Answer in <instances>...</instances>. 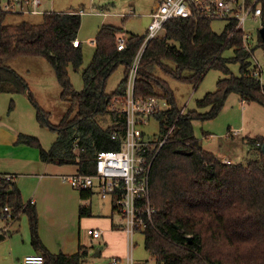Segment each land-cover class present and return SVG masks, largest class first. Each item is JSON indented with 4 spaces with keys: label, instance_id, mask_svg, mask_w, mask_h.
<instances>
[{
    "label": "trees",
    "instance_id": "16d2710c",
    "mask_svg": "<svg viewBox=\"0 0 264 264\" xmlns=\"http://www.w3.org/2000/svg\"><path fill=\"white\" fill-rule=\"evenodd\" d=\"M5 15L0 13V92L27 90L23 78L7 65L9 60L39 56L53 66L61 86L60 96L69 105L55 126H51L42 110L41 116L37 115L39 124L47 123L57 134L49 150L35 136L21 134L17 142L38 149L44 162L73 164L79 172L93 174L96 153L120 147V141L110 135L114 127L121 130L122 121L110 107L115 96L122 97L126 92L130 66L144 36L130 34L126 47L118 50L121 27L102 25L92 60L81 73L83 86L76 90L67 68L77 70L82 63L81 46L72 44L81 16L71 11H51L44 12L39 24L26 21L2 24ZM210 22L168 20L164 24L165 35L148 42L137 67L135 94L163 95L171 104L168 111L155 116L163 136L173 127L152 163L149 198L156 212L153 225L143 232L144 247L156 264H264V137L252 141L259 155L243 165L224 162L202 149L193 133V121L216 115L230 92H236L241 101L253 100L264 105V84L254 75L255 68L249 61L252 52L242 48L238 32L228 39L229 29L219 34ZM257 35L264 47V40ZM229 45L236 47L231 59L222 56L224 47ZM166 61H172L174 68L168 67ZM230 62H238L239 75L230 71ZM119 65L125 68L123 78L107 93L106 82ZM211 67L221 70L226 77L219 79L214 91L197 100L199 109H209L179 114L171 91L155 75V69L196 86ZM182 70H189L192 77H183ZM5 82L10 87L3 88ZM108 114L115 123L103 127L101 118ZM74 140L78 148L73 147ZM91 195V190L80 191L83 200H89ZM4 207L10 208L12 217L20 212L27 215L32 244L42 253L44 264L81 263L86 250L65 254L51 253L45 248L37 234L34 206L23 203L14 181L0 178V210ZM90 215V205H80L79 216Z\"/></svg>",
    "mask_w": 264,
    "mask_h": 264
},
{
    "label": "rangeland",
    "instance_id": "374dc122",
    "mask_svg": "<svg viewBox=\"0 0 264 264\" xmlns=\"http://www.w3.org/2000/svg\"><path fill=\"white\" fill-rule=\"evenodd\" d=\"M0 1L4 2L5 0ZM157 5L158 0H42L37 12L8 13L1 23L16 24L26 21L39 24L43 21L44 12L85 10V13L81 15L80 28L77 33V38L81 42L82 63L77 70H74L72 66L67 68L72 86L74 89L80 90L83 86L81 73L92 60L95 50L92 42L95 41L101 26L105 24L113 25L121 27V33H125L126 36L134 34L145 37L151 19V12L155 10ZM210 23L211 28L219 34L226 25V22L223 21H212ZM245 28L253 32L255 36V40L251 42L252 54L249 61L254 68H257V66L258 69L260 68V80L264 84V47L260 46L258 35H256L260 28V22L248 20ZM164 35L165 30L163 29L157 33L159 37ZM224 48L222 56L231 59L234 56V48L236 47L229 45ZM166 64L170 68L175 66L172 61H166ZM7 65L23 78L27 90L23 93L0 92V117L9 120L11 123L19 124L25 134L37 137L42 147L49 150L57 139V134L51 129V126L59 124L69 108L68 102L62 100L60 96L61 86L57 80L55 70L44 57L39 56H20L9 60ZM228 66L234 75L240 74L238 62H230ZM124 70V66L119 65L112 72L106 82L107 93H111L118 86L123 78ZM181 73L185 78L192 77L189 70H182ZM155 75L166 83L177 108L202 112L209 108L199 109L196 103L197 100L203 98L206 93L214 91L217 88L219 79L226 77L221 70L211 67L198 85L195 86L187 80L176 79L158 68L155 69ZM6 86L10 87L6 82L2 84L3 88ZM157 91L162 93L160 88H157ZM12 100L13 103H11ZM41 110L44 114H47L45 117L51 126L44 122L43 124L38 123L37 115L41 114ZM114 121V117L109 114L101 118L103 127L112 125ZM141 128L146 135L157 138L163 137V133L160 131V122L156 117H152ZM193 133L202 149L214 153L221 160L224 158L226 160L231 159L235 163L246 165L250 159L259 155L258 149L252 141L264 137V105L253 100L241 101L236 92H230L216 115L193 121ZM64 168L68 170L65 174L76 172V168L72 164H68ZM21 198L23 203L27 201L24 197L21 196ZM87 203L90 205L94 220L106 221L108 217L112 216L114 223L116 222L117 226L121 225V215L113 213L112 205L114 206V204L110 196L103 200L98 193L94 192ZM7 222L9 223L10 220L6 221L0 215V233H3L5 229H9ZM87 225L85 224V226ZM16 226L13 222L9 235L0 240V264H17V254L26 247V244L21 242L26 238L27 233L31 235L26 214L21 215ZM14 229L19 233L17 236L18 242L11 243L8 238L14 234ZM86 229L88 228L85 227L82 233L85 232V236L90 238L86 233ZM115 230L109 239V253L113 256H123L126 249V235L119 231L118 227ZM132 241L133 264H156L144 247V234L142 232H135ZM12 244H18L15 251L11 248ZM80 264H108V258L97 256L92 250L91 254H88Z\"/></svg>",
    "mask_w": 264,
    "mask_h": 264
},
{
    "label": "built area",
    "instance_id": "2783aa9c",
    "mask_svg": "<svg viewBox=\"0 0 264 264\" xmlns=\"http://www.w3.org/2000/svg\"><path fill=\"white\" fill-rule=\"evenodd\" d=\"M42 0H5L0 1V13H35ZM79 9L77 14H83ZM264 0H158V5L151 12L143 42L131 63L127 87L124 96H115L110 109L118 114L122 121L121 130L112 128L111 139L119 140L118 149L100 150L96 153L95 172L85 174L75 172L64 174L61 179L79 191L96 189L102 199L113 197L116 210L123 219L122 230L127 236V254L121 261L112 257L110 264H133L132 236L135 232H144L148 225H153V214L156 209L149 198L150 170L155 155L165 143L171 126L163 138L146 135L142 126L158 113L166 112L171 107L170 101L163 95L137 96L134 92L135 76L140 58L148 42L157 36L164 24L173 18L223 21L224 29H229L227 38L239 33L242 48L251 52V42L255 40L253 32L245 28L248 20L264 23ZM222 29V31L224 30ZM258 31L256 32V35ZM77 38L72 40L73 46L79 45ZM127 38L122 33L117 36V49L126 47ZM252 54V53H251ZM260 68H255L254 75L260 80ZM262 83V81L260 80ZM185 108L180 109L182 114ZM115 123V121L113 122ZM117 123V122H116ZM74 148L79 144L74 141ZM151 155L149 156V154ZM230 163V160L222 159ZM14 174H0V178L12 180ZM3 218H12L9 207H4ZM6 231V229L4 230ZM87 233L100 237L101 229L88 228ZM19 264H44L41 252L27 254L19 260Z\"/></svg>",
    "mask_w": 264,
    "mask_h": 264
},
{
    "label": "crops",
    "instance_id": "0c3cea01",
    "mask_svg": "<svg viewBox=\"0 0 264 264\" xmlns=\"http://www.w3.org/2000/svg\"><path fill=\"white\" fill-rule=\"evenodd\" d=\"M78 10L70 11L77 14ZM84 13L85 10L83 11V14ZM122 34L125 35L127 39L130 35L128 33L127 36L125 33ZM92 43L94 44L95 41ZM79 45L81 46V42H79ZM21 134L25 133L19 124L15 122L11 123L9 120L0 117V174H14L15 177L12 181L15 182L20 195L27 200L24 204L30 203L34 206L38 216V237L45 248L51 253L63 252L65 254H73L78 251L86 250V255L82 258V261L88 254H91L92 250L97 256L108 258V264H110L112 257H118L123 261L128 251L127 236L125 241V255L123 253V256H113L109 253V239L116 231L115 228L118 227L119 231L125 233L122 230V216H120L121 225L119 226H117L116 222L114 223L112 216L108 217L106 221H100L99 219L94 220L92 215L80 217V205L88 204L87 201L90 199L83 200L79 190L61 179V176L68 171L64 168L68 164L60 165L42 161L38 149L17 142ZM74 166L76 172H78V167L76 165ZM91 191L92 193H97L96 189H92ZM110 199L114 204V198L110 197ZM112 209L113 213L121 215L116 210L115 204L114 206L112 205ZM4 212L3 210L0 211L1 218H3ZM24 214V212H20L10 219H5L6 221L10 220L9 223L7 222V224H9V229L0 233V240L9 235L13 222L16 226L21 215L24 216ZM85 224L88 225L85 226ZM93 225V228L101 229L102 234L100 237L94 238L87 233L86 229V233L90 237L87 238L85 232H82L85 230V227L92 228ZM13 232L14 234L8 238V241L16 243L18 242L17 236L19 233L16 229H14ZM21 242L26 244V247L17 254V264H19V260L23 256L40 252L32 244V237L30 234L27 233L26 238L21 240ZM12 245L11 248L15 251L17 249L15 247H17L18 244Z\"/></svg>",
    "mask_w": 264,
    "mask_h": 264
},
{
    "label": "water",
    "instance_id": "95a60500",
    "mask_svg": "<svg viewBox=\"0 0 264 264\" xmlns=\"http://www.w3.org/2000/svg\"><path fill=\"white\" fill-rule=\"evenodd\" d=\"M258 34L260 36V38L262 40H264V23L262 24V26H260V28L258 29Z\"/></svg>",
    "mask_w": 264,
    "mask_h": 264
}]
</instances>
